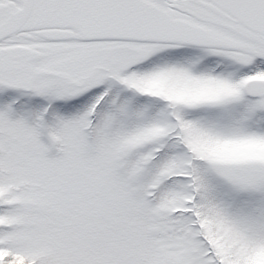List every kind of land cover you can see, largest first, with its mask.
I'll return each instance as SVG.
<instances>
[{"label": "snow or ice", "instance_id": "6c2138e0", "mask_svg": "<svg viewBox=\"0 0 264 264\" xmlns=\"http://www.w3.org/2000/svg\"><path fill=\"white\" fill-rule=\"evenodd\" d=\"M0 264H264V0H0Z\"/></svg>", "mask_w": 264, "mask_h": 264}]
</instances>
